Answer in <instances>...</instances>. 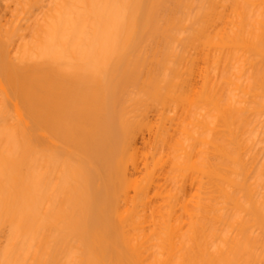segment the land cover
<instances>
[{
	"label": "bare ground",
	"instance_id": "1",
	"mask_svg": "<svg viewBox=\"0 0 264 264\" xmlns=\"http://www.w3.org/2000/svg\"><path fill=\"white\" fill-rule=\"evenodd\" d=\"M0 264H264V0H0Z\"/></svg>",
	"mask_w": 264,
	"mask_h": 264
}]
</instances>
